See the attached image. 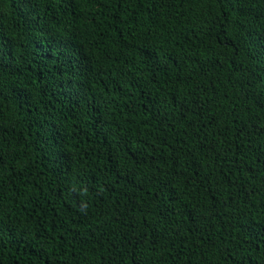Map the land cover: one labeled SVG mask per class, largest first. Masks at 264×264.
Listing matches in <instances>:
<instances>
[{
    "label": "trees",
    "instance_id": "trees-1",
    "mask_svg": "<svg viewBox=\"0 0 264 264\" xmlns=\"http://www.w3.org/2000/svg\"><path fill=\"white\" fill-rule=\"evenodd\" d=\"M0 264H264V0H0Z\"/></svg>",
    "mask_w": 264,
    "mask_h": 264
}]
</instances>
